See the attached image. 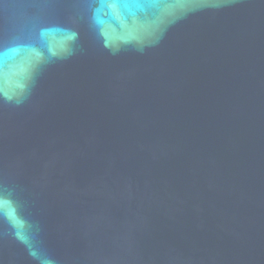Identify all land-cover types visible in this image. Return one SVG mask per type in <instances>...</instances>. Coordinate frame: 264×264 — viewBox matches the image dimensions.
<instances>
[{"label": "water", "instance_id": "1", "mask_svg": "<svg viewBox=\"0 0 264 264\" xmlns=\"http://www.w3.org/2000/svg\"><path fill=\"white\" fill-rule=\"evenodd\" d=\"M0 264H264V0H0Z\"/></svg>", "mask_w": 264, "mask_h": 264}, {"label": "snow or ice", "instance_id": "2", "mask_svg": "<svg viewBox=\"0 0 264 264\" xmlns=\"http://www.w3.org/2000/svg\"><path fill=\"white\" fill-rule=\"evenodd\" d=\"M0 55H3V53H0ZM3 201H0V207H2L3 206Z\"/></svg>", "mask_w": 264, "mask_h": 264}]
</instances>
